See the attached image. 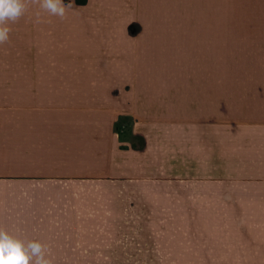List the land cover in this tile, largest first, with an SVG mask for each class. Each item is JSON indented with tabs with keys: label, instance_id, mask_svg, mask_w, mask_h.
Returning <instances> with one entry per match:
<instances>
[{
	"label": "crops",
	"instance_id": "crops-1",
	"mask_svg": "<svg viewBox=\"0 0 264 264\" xmlns=\"http://www.w3.org/2000/svg\"><path fill=\"white\" fill-rule=\"evenodd\" d=\"M73 4L0 45V226L52 264H264V0Z\"/></svg>",
	"mask_w": 264,
	"mask_h": 264
},
{
	"label": "clouds",
	"instance_id": "clouds-1",
	"mask_svg": "<svg viewBox=\"0 0 264 264\" xmlns=\"http://www.w3.org/2000/svg\"><path fill=\"white\" fill-rule=\"evenodd\" d=\"M35 6V23L47 22V18H66L73 0H0V45L8 43L11 25L17 23ZM0 264H52L49 250L39 240H25L10 230L0 226Z\"/></svg>",
	"mask_w": 264,
	"mask_h": 264
},
{
	"label": "built area",
	"instance_id": "built-area-1",
	"mask_svg": "<svg viewBox=\"0 0 264 264\" xmlns=\"http://www.w3.org/2000/svg\"><path fill=\"white\" fill-rule=\"evenodd\" d=\"M119 124H120V126H119V129H118V133L119 134H123L126 131V129H127V124L124 123L123 121H119Z\"/></svg>",
	"mask_w": 264,
	"mask_h": 264
},
{
	"label": "trees",
	"instance_id": "trees-1",
	"mask_svg": "<svg viewBox=\"0 0 264 264\" xmlns=\"http://www.w3.org/2000/svg\"><path fill=\"white\" fill-rule=\"evenodd\" d=\"M86 2H87V0H77L78 4H86ZM118 126H120V124Z\"/></svg>",
	"mask_w": 264,
	"mask_h": 264
},
{
	"label": "rangeland",
	"instance_id": "rangeland-1",
	"mask_svg": "<svg viewBox=\"0 0 264 264\" xmlns=\"http://www.w3.org/2000/svg\"><path fill=\"white\" fill-rule=\"evenodd\" d=\"M2 70H3V66L0 65V71H2Z\"/></svg>",
	"mask_w": 264,
	"mask_h": 264
}]
</instances>
